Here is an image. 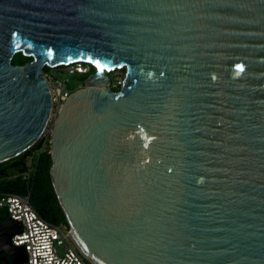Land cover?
<instances>
[{"label":"water","instance_id":"95a60500","mask_svg":"<svg viewBox=\"0 0 264 264\" xmlns=\"http://www.w3.org/2000/svg\"><path fill=\"white\" fill-rule=\"evenodd\" d=\"M79 62L95 72L54 115L44 68ZM51 121L52 186L87 262L264 264V0H0V164ZM20 231L0 223L11 264Z\"/></svg>","mask_w":264,"mask_h":264},{"label":"built area","instance_id":"2783aa9c","mask_svg":"<svg viewBox=\"0 0 264 264\" xmlns=\"http://www.w3.org/2000/svg\"><path fill=\"white\" fill-rule=\"evenodd\" d=\"M90 67H92L90 64L79 62L62 68L50 69L45 74L51 89L53 113L58 111L72 92L66 80L57 76L55 71L61 70L67 75L78 76L86 75ZM117 71L121 70H115L111 74ZM123 78L124 71L121 75L110 78L109 87L119 90ZM32 171L33 165L28 163L24 172L17 171L10 177L19 175L27 180ZM0 216H7V219L21 225L20 233L15 234L11 242L15 247H22L26 252V260L22 264H90L73 246L69 238L70 228L65 225H53L44 220L31 206L28 196L0 193Z\"/></svg>","mask_w":264,"mask_h":264},{"label":"trees","instance_id":"16d2710c","mask_svg":"<svg viewBox=\"0 0 264 264\" xmlns=\"http://www.w3.org/2000/svg\"><path fill=\"white\" fill-rule=\"evenodd\" d=\"M31 61V58H27L22 54H16L11 64L14 66H23L24 64ZM50 71V68H44L45 74ZM95 72L93 67H90L89 72L86 75H78L80 85L84 84V81ZM113 91L118 89L112 88ZM38 146V143L34 147ZM30 148L24 152L21 156L34 155L33 171L27 180L22 179L21 176L10 177L9 172L14 171L17 173L18 170L11 168L12 160L0 164V170H3V174L0 175V193H10L20 196H28L29 202L34 210L47 222L53 225H65L69 227L65 215L60 207L57 196L54 192L51 177V155L50 145L48 144L34 150ZM28 162H25V165ZM1 223L7 220V216H0Z\"/></svg>","mask_w":264,"mask_h":264},{"label":"rangeland","instance_id":"374dc122","mask_svg":"<svg viewBox=\"0 0 264 264\" xmlns=\"http://www.w3.org/2000/svg\"><path fill=\"white\" fill-rule=\"evenodd\" d=\"M51 71L53 72L54 70H51ZM122 71H123V70H121V71H119V72L117 71V72H114L113 74L110 73V74H108V76H109V78L112 79V77L114 78V77H116V76L121 75ZM55 74H56L57 76H60L61 78H63V79L66 80L67 85H68L69 89H70L72 92H73L74 90H76V89H78V88H80V87L83 86V85H80V86H79V84H80V80H79V78H78L77 75H75V76L67 75L66 73L61 72V70H57V71H55ZM54 114H55V113H54ZM52 121H53V118H52ZM52 121L49 122V124H48V126H47V128H46V131L44 132V134L41 136L40 140L38 141V144L41 143V148L45 147V146L48 144V141H50V132H51V127H52ZM34 160H35L34 155H30V156H28V160H27V162H28L29 164H30V163L33 164ZM9 174H10V175H15L16 172L11 171V172H9Z\"/></svg>","mask_w":264,"mask_h":264},{"label":"flooded vegetation","instance_id":"af4514ba","mask_svg":"<svg viewBox=\"0 0 264 264\" xmlns=\"http://www.w3.org/2000/svg\"><path fill=\"white\" fill-rule=\"evenodd\" d=\"M23 161L24 163L28 160V157L26 156H19V157H16L14 159H12V163H16V162H19V161ZM20 167L18 166L17 168H14L15 170H18ZM4 172V171H3ZM0 264H11L9 261H8V257L6 254H1L0 255Z\"/></svg>","mask_w":264,"mask_h":264}]
</instances>
